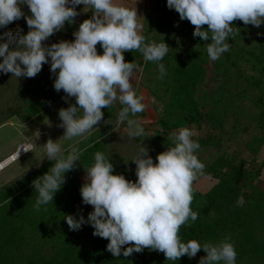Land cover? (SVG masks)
I'll use <instances>...</instances> for the list:
<instances>
[{"label":"trees","instance_id":"16d2710c","mask_svg":"<svg viewBox=\"0 0 264 264\" xmlns=\"http://www.w3.org/2000/svg\"><path fill=\"white\" fill-rule=\"evenodd\" d=\"M150 1L141 35L146 43L164 41L169 51L159 62L145 61L138 50L125 52L124 57L137 65L133 71L141 66L149 75L148 83L159 88L157 97L167 100L157 118V132L150 137L156 145L155 153L174 146L167 137L183 127L196 131L192 139L200 149L195 154L210 147L221 150L204 164L203 176L216 183L206 192L193 185L191 208L199 216L195 222L189 220L191 227L181 226V242L194 239L201 244L219 243L228 239L237 252L236 264H264V159L258 158L264 149V23L255 27L233 21L239 35H230L226 41L230 50L212 61L206 51L211 40L193 37L194 26L181 20L174 8L169 9L167 0ZM92 15L90 8L86 17ZM70 27L74 33L79 25L73 22ZM54 36L49 37L48 42H54L48 46L65 39L61 34ZM96 47L98 54H103L102 47ZM160 63L167 72L163 80L157 79ZM50 66L51 61L43 64L35 77L18 86L20 97L10 108L9 117L17 116L26 123L66 95L63 90H55L56 75H52ZM118 108L115 104L103 108L101 123L87 140L76 145L86 151L65 173V183L52 203L42 205L38 212L33 208L37 193L32 182L52 167L54 162L48 159L0 188V264H199L206 256L201 249L195 257L185 255L172 262L163 253L145 248L125 257L123 249L131 246L125 245L121 255L115 257L107 250L109 241L93 235L94 228L87 223L92 210L83 203L80 189L86 181L83 171L94 163V153H105L114 166L113 174L137 180L136 167L126 168L116 162L104 139V126L111 129L117 125L113 118ZM107 119L110 124L105 123ZM100 125L103 128L99 129ZM245 132L248 137L238 144L236 138ZM98 139L100 143H96ZM225 141L229 142L226 150ZM239 197H243V206H237ZM68 215L77 220L82 215L85 223L79 230H71L65 220Z\"/></svg>","mask_w":264,"mask_h":264},{"label":"clouds","instance_id":"9594fccd","mask_svg":"<svg viewBox=\"0 0 264 264\" xmlns=\"http://www.w3.org/2000/svg\"><path fill=\"white\" fill-rule=\"evenodd\" d=\"M25 4L31 12L26 17L20 7ZM81 4L84 9L90 7L93 15L73 33L74 41L61 40L46 47L44 41L62 30L65 22H74L79 14L76 6ZM167 6L174 8L181 20H188L194 26L193 37L211 40L206 51L212 61L230 50V43L226 42L230 35H239L240 29L232 26L233 21L255 27L264 23V0H167ZM22 17L29 28L26 35L12 31L0 35V40H4L0 43L3 58L0 71L16 78H33L50 58L51 72L59 70L55 90H63L76 101L75 105L59 110L62 121L59 127L65 129L64 135L55 142L49 139L43 145L44 157L54 163L48 172L32 182L37 193L33 208L38 212L42 205L52 203L54 194L65 183V173L80 161L86 149L76 145L91 136L94 126L103 118V108H110L118 100L122 107L117 114V125L126 124L129 138L146 135L137 117L145 110L144 96L137 95L130 83L137 65L126 62L124 53L138 50L145 61L159 62L168 53L169 46L164 41L146 43L140 34L136 8L130 9L116 0H0V28ZM97 44L103 54H98ZM158 67L157 79L163 80L167 75L165 66L160 63ZM193 135L187 127L171 133L167 139L174 146L159 153L156 163L148 155L149 150L140 145L132 159L136 164L135 182L113 174L114 166L103 151L94 153V163L86 170L80 193L83 203L94 209L87 220L94 228L93 235L109 241L107 250L113 256L119 257L122 246L131 245L123 249L125 257L148 248L174 262L185 255L195 257L203 249L206 256L199 264H236L237 252L228 239L219 243L201 244L194 239L181 242V226L191 227L189 220L195 222L199 216L191 208L193 185L205 169L195 154L200 144L192 139ZM61 139L75 143L65 149L59 142ZM19 151L0 162V171L18 159ZM243 203V197H239L237 206ZM65 220L74 231L85 223L82 215L79 220L72 215Z\"/></svg>","mask_w":264,"mask_h":264},{"label":"rangeland","instance_id":"374dc122","mask_svg":"<svg viewBox=\"0 0 264 264\" xmlns=\"http://www.w3.org/2000/svg\"><path fill=\"white\" fill-rule=\"evenodd\" d=\"M116 2L130 9L136 8L138 14V23L141 25V34L144 31L147 9L148 6L151 5V1L116 0ZM20 7L25 14V17L31 15L30 9L26 4L21 5ZM83 9L84 5L82 4L76 6V11L79 13L77 15L78 17L74 21L76 25H80L86 19H90L86 17V13L89 11L90 7H87L84 10ZM70 26L71 24L69 25L65 22L64 28L56 32V34L54 33L52 37L54 35V37H59V35L61 34L65 38L63 39V36H61L63 40L74 41L75 37L73 33L69 31L71 30ZM0 29L2 30V35L7 31H12L13 33L19 32L20 35H26L29 31L26 19L24 17L10 23L9 25H7V27ZM48 40L49 38L44 41L45 46H48L49 43L54 42H48ZM10 47H12V45H10ZM2 60L3 58L0 57V62H2ZM58 71L59 70H57V73ZM52 75L57 74L52 73ZM148 76L149 75H146L145 71L140 66L137 71H133V74L130 78V83L132 84L133 89L137 92V95L143 94L144 96V100L142 102L145 104V110L137 114V117L141 120L146 135L137 138H129L127 136L126 124H119L111 129L109 127L107 129V127L104 126V128L106 129L104 130L106 132V137H104V139L107 144L109 154L122 167H136V164L132 161V159L136 156L140 145L146 147L149 150L148 155L152 157L153 161H156V145L150 137L153 136L155 132H157V118L160 114H162V110L166 105L167 100L164 98L161 99L159 98V96L157 97L156 92L159 91V88H156L157 86H155L154 84L150 85L148 83ZM29 80H31V78H16L12 76L11 73H4L0 71V161L8 157L10 154L14 153L21 144L32 146V150L28 154L20 157L0 172V188L2 186L9 185L14 180L16 181L19 177H22L27 172H29V170L36 166H39L42 162L47 160V158L44 157L43 145L46 144L49 139H52L54 142L57 141L64 135L65 132L64 128L59 127V125L62 123L58 115L59 110L69 107L70 104H76L75 97H67L65 95L56 103L43 110L26 123H23L17 116L9 117L8 115L10 114V108L12 107V105L17 104V101L20 97L17 90L18 86L27 83ZM114 104L115 106H117V108L122 106L120 105L118 100L114 102ZM118 109L119 112L120 108ZM115 118L117 119V115L113 118V120ZM108 121V124H110L111 120L108 119L107 121H105V123ZM94 127L95 128L93 129V131L97 128V125ZM101 128L103 127H101L100 125L99 129ZM192 131L196 133V131ZM247 137L248 132H245L237 137L235 141L238 144H242ZM59 142L65 149L69 144L75 143V141H63L62 139ZM228 143L229 142L227 141L224 142V150L227 149ZM220 151V149L210 147L205 151H199L196 155L203 164H206L215 156H217ZM244 156H248V153H245ZM258 158L260 160L264 159V149L259 154ZM83 173L84 175L82 176V179L86 180V170L83 171ZM215 183V179L208 176H203L196 180L194 186L200 192H206ZM88 208L92 211L94 210L91 205H88Z\"/></svg>","mask_w":264,"mask_h":264},{"label":"built area","instance_id":"2783aa9c","mask_svg":"<svg viewBox=\"0 0 264 264\" xmlns=\"http://www.w3.org/2000/svg\"><path fill=\"white\" fill-rule=\"evenodd\" d=\"M21 147H25V148H28V149H30V150H29V151H24V149L21 148ZM19 149H20V151H19L18 159H19L20 157H22V156L28 154V153L32 150V146H31V145H27V144H21V145L17 148V150H16L13 154H11L8 158H10V157H12L13 155H15V154L18 152ZM8 158H6V159H8ZM0 162H3V160L0 161ZM10 163H11V162H10ZM3 170H4V169H3ZM0 172H1V171H0Z\"/></svg>","mask_w":264,"mask_h":264},{"label":"bare ground","instance_id":"6f19581e","mask_svg":"<svg viewBox=\"0 0 264 264\" xmlns=\"http://www.w3.org/2000/svg\"><path fill=\"white\" fill-rule=\"evenodd\" d=\"M12 154H13V153H12ZM10 155H11V154H10ZM10 155H9V156H10ZM9 156H8V157H9ZM13 156H14V155H13ZM8 157H6V158H8ZM6 158H5V159H3V161H4V160H6ZM16 160H17V159H15V160H12V161H11V163L15 162ZM11 163H9L7 166H9ZM7 166H6V167H7ZM6 167H5V168H6ZM5 168H4V169H5Z\"/></svg>","mask_w":264,"mask_h":264}]
</instances>
